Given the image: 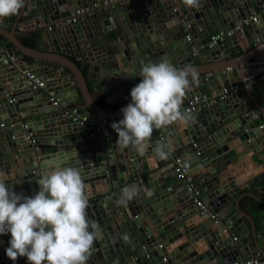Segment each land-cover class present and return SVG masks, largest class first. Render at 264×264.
<instances>
[{"label": "water", "instance_id": "1", "mask_svg": "<svg viewBox=\"0 0 264 264\" xmlns=\"http://www.w3.org/2000/svg\"><path fill=\"white\" fill-rule=\"evenodd\" d=\"M80 1L26 0L27 28L36 30L34 26L42 27L48 20L62 22L71 13L86 9L95 0H82L79 4ZM129 6L101 9L98 13L89 9L77 17L75 22L79 27L84 24L89 26L90 46L87 45V49L88 46L98 47L99 53L95 59L90 51L81 50L82 42L78 38L75 22L42 32L41 42L46 41L48 36L58 38L50 55L29 50L15 38L14 32L0 29V34L9 43V47L0 54V64L4 66L0 69L9 71L5 75L0 73V128L2 136L8 137L11 149H2L3 153H0V171L8 177L6 186L17 194L31 197L40 190L37 181L45 171L53 167L77 168L89 195L87 215L98 225L87 264H184L185 257L193 260L191 264L200 260L197 264H217L218 259L225 264H233L240 258L264 263V252L260 249L264 248V215L258 218V229L251 225L252 222L240 211L236 202L239 189L232 178L234 173L250 162L260 170L256 175L258 178L253 179L250 185L264 186V174H261L264 173V125L261 128L255 126L256 113L248 115L245 110L250 108L246 106L245 99L250 104L257 102L255 108L264 123L263 84L257 85L260 91L258 99L248 90L244 93L240 91L223 101L216 100L205 106V114L202 110L191 114L195 122L193 126L185 128L186 133L179 134L175 125H171L172 129L161 128L167 129L168 133L172 132L170 129L174 131L175 147L190 145L174 157L181 160L185 171L189 168L187 175L195 185L202 180L204 187H207V191L199 185L195 188L197 197L207 206L203 211L193 204L194 196L186 193L183 181L176 177L171 157L167 160L156 157L155 141L160 142L159 136L151 137L148 149L139 154L132 147H121L117 138L111 144L89 140L83 125L78 123L81 118L86 121L105 118L112 125L116 118L123 119L121 109L131 102V98L115 111H103L90 95L86 79L103 83V91L108 92H103L104 95L101 93L106 104L120 102L125 95L123 86L128 84L132 89L136 82H140V69L144 64L155 59L172 60L164 39V32L170 27H165L168 22L171 26L175 25L173 35H179L177 39L182 41L177 48L182 49L189 50L191 47L189 42L183 41L186 32L196 34L198 39H205L204 45L207 46L211 37L244 20L248 23L244 28L253 34L252 39L264 40V0H201L198 9L187 7L183 0H151ZM105 13L107 18L100 32L94 33V27L102 22ZM253 16L255 23L249 20ZM0 21L6 27L7 17ZM224 21L229 22L227 28ZM84 30L88 29L85 27ZM65 31L62 38L61 34ZM109 35L107 39L110 41L102 44V40L105 41ZM216 52L230 59L224 39L209 46L205 55L213 60ZM105 53L107 55L104 57ZM70 58L86 67L85 76ZM223 61L225 64H221L218 71L233 67L232 75H218L216 71L205 74L207 96L204 90L195 87L187 92V97H208L212 93L217 94L221 88H234L231 80L240 76L242 70L236 64L231 65L233 61ZM97 65L101 67V82L97 79L98 75H93ZM248 71L243 69L242 75L248 77ZM17 72L33 75L37 81L44 83V88H33ZM66 83L69 85H64ZM112 91L115 96L110 99L106 95ZM50 92L53 99L71 101V105H78V108L72 114L71 110L62 109L59 103L53 106L49 101ZM68 92L70 94H65ZM25 96L30 99L24 100ZM34 105L46 111L30 117V109ZM47 112L51 113L44 115ZM39 116L44 119L40 120ZM46 129L52 132L51 138L45 133ZM12 131H19L26 140L16 143ZM42 131L48 140H37V134ZM194 139H198V143H192ZM149 158L154 160L153 166L146 162ZM206 158L209 160L204 162ZM190 160L192 166L185 167V162ZM192 167L195 168L191 170ZM203 167L205 172L198 176L193 174ZM99 184L104 185V190L96 189ZM132 185L136 186L137 195L126 205L119 204L121 190ZM100 194L103 196L99 197ZM257 212L254 210V213ZM196 214L199 218L194 220ZM209 214L215 217L209 219ZM242 223L245 227L240 226ZM197 238L204 240L207 251L202 250L197 254L187 247ZM10 239V233L0 235V264H14L5 252ZM205 253L207 256H203ZM15 264H28L27 258L18 257Z\"/></svg>", "mask_w": 264, "mask_h": 264}, {"label": "clouds", "instance_id": "2", "mask_svg": "<svg viewBox=\"0 0 264 264\" xmlns=\"http://www.w3.org/2000/svg\"><path fill=\"white\" fill-rule=\"evenodd\" d=\"M198 9L201 0H183ZM24 0H0V18L18 14ZM141 82L130 91L131 102L121 109L123 119L111 127L117 143L143 154L153 131L176 125L186 128L194 121L181 107L190 86L199 75L190 66L177 68L166 60L144 64ZM175 151L173 141L161 142L155 155L167 160ZM185 167H189L185 162ZM7 175L0 171V235L10 233L6 256L14 262L26 257L28 264H87L98 225L87 215L89 195L80 171L74 167H53L37 181L40 190L31 197L6 186ZM137 195L135 185L121 190L119 204Z\"/></svg>", "mask_w": 264, "mask_h": 264}, {"label": "crops", "instance_id": "3", "mask_svg": "<svg viewBox=\"0 0 264 264\" xmlns=\"http://www.w3.org/2000/svg\"><path fill=\"white\" fill-rule=\"evenodd\" d=\"M147 1L149 2L151 0H147ZM70 2L74 3V0H70ZM82 2L83 1L81 0L79 2V4H81ZM96 2L98 3V1L95 0L94 2L89 4L88 7H87V10L90 9V6H92V4H94ZM130 4H132V3H129V2H126V3H114L113 5L110 4L107 7V9L111 10V9L129 8ZM90 10L92 12H94V13H98V11L99 12L101 11L100 8H97V10H94V9H90ZM102 10H106V9L102 8ZM26 11H27V9H26V0H24V7L20 10V12L18 14L14 15V16L7 17V25H6V27H3L0 24V29L4 30L6 32H14L15 38L19 42H20V39L25 35L26 32H28V33L29 32L30 33L39 32V40H38L37 47L34 48V49H30V48H28V49L32 50V51L39 52V53L44 54V55H50L49 53H52L50 50H53V45H55V43H58V38L49 37L48 36L46 38V41L41 42L40 35L42 34V32L44 30H46L47 27H50L51 30H52L54 28H58L59 29L62 26L70 25L69 23L66 22V20L69 19L70 17H72L73 13H71L70 16L67 19L63 20L62 22H60V21L52 22V21L48 20L47 24L43 25L42 27L34 26V28H37V29H36V31H33L32 30L33 27L32 28H30V27L27 28V24L25 23L28 20V18L26 16ZM106 18H107V13H105L104 16L102 17V22H99L97 24V26L94 27V30H93L94 33L100 32V28L103 26L104 21H106ZM0 20H1V18H0ZM16 23H18V24L16 25ZM224 23H225L224 24L225 28H227V26L229 25V22L227 23V21H224ZM239 23H241V22H239ZM239 23H237L236 26ZM74 24L76 25L75 26L76 30L79 33L78 34V38L82 42L81 50H83L84 52L90 51L93 59H95L94 57L97 56V52L99 53V51H98V47H96V46L89 47L90 46L89 43H88V40L90 38L89 37V26L87 24H84V25H81L79 27L77 22H75ZM167 26H170V27L167 30H165L164 39H165L166 44L168 46V48L166 49L167 52H168V56L172 58V60L168 59L169 62L172 65H174L175 67H177V68H183V67H186V66H190L193 69H195L196 72L199 75V83L198 84L193 83L190 86V90L188 92H190L191 90H193L196 87L197 90H204V93L206 94L205 96H207L208 93L206 91L207 83L205 82V74H210V73L216 71V74H218V75H221L222 73H224V74H226V75H228L230 77L232 75L231 70L233 69V67L232 68L231 67H229V68L227 67V68H225V70L223 72L222 71H218V70H220L221 64H225V63H223L224 62L223 60H226V62H229V63H232V61H233L234 63H232L231 65L236 64L238 69L242 70V73H243V69H246V70L249 69V71H248L249 72L248 73L249 76L248 77H246L245 75H242V73H241V75L238 76L235 80H231L230 79L235 84L234 89L236 90V93L240 92V91H242V93H244L246 90H248V92L252 96H254L255 99L259 98V92L260 91H259L257 85L259 83H261L264 86V64L262 65V60L264 59V40L259 39V38L252 39L253 38V34L250 33L249 30H246L244 28L245 26L241 29V31H237L236 26L227 28L226 30H222L221 32L224 33V34L227 33V32L231 33L229 37H223V39L225 40L226 45L228 47V51L230 52V59L229 58H224L223 54L219 55L218 52H216L214 57H213L214 59L212 60L209 55H205V51L212 44H209V45L206 46V45H204L205 44V39H198V38H196L197 37L196 34H194V33L190 34L189 32H186L187 35H189L191 37V40L189 42L191 47L189 48V50H188V48H185V49H182V47H180V48L178 47L177 48V46L180 45V42L182 40L179 41L177 39V37H179V35H177V34L173 35L174 34L173 29L175 30V28H174L175 25L171 26V23L168 22L165 25V27H167ZM85 27L88 30H84ZM1 33H3V32H1ZM65 33H66V31L63 34H61L62 38H64ZM200 34L201 33H199V36H200ZM110 36L111 35L107 36L105 38V41L102 40V44L108 43L110 40H108L107 38H109ZM232 38H234V41H231ZM3 40H5V42H7L6 39L4 38V36L2 34H0V54L2 53V51H4L5 48H7V47L2 48V44L4 43ZM183 41L187 42L185 39H183ZM114 44L117 45V43H115V42H114ZM87 45H89L88 48L90 50L87 49ZM78 48H80V43H78ZM30 53L34 54L33 52H30ZM106 55H107V53H105L104 57ZM152 62L153 63H158L160 61L159 60L156 61V59H155ZM95 63H96V61H94L93 64H95ZM93 66L94 65H92V67ZM1 67H4V66L1 65L0 68ZM7 72H9L8 69H0V73L2 75L4 73H7ZM99 73H102L101 72V67H99L97 65L95 72H93V75L94 76L98 75L97 79H98V81L101 82L102 77L99 76ZM17 74L18 75L20 74V75L24 76L23 75L24 72L23 73L17 72ZM6 75H8V74H6ZM15 75H16V72H15ZM10 79L11 80L15 79V77L14 78H10ZM136 80H138V77H136ZM8 81H10V80H8ZM140 82H141V80H140ZM140 82H136L135 84L137 85ZM224 82L227 83L228 80L227 81L224 80ZM64 85H69V84L66 83ZM86 85H87L89 93L93 97L94 102L96 103V105L98 107H100L101 109H103V111H106V112H112V111L117 110L120 106H122L124 103H126L131 98V96H130L131 86L128 85V84H125V87L123 86V91H124L125 95H124V97H121V101L117 102V103L106 104L105 103V98L103 96L104 93H105V91H103V83H97V81L88 78V79H86ZM221 89H226V87L221 88ZM221 89H219V91ZM58 92H61V91H58ZM101 93H103V95H101ZM107 93L108 92H106L105 94H107ZM58 94H60V93H58ZM65 94H70V92L65 93ZM65 94H61V96H64ZM55 96H58V95H55ZM106 96H108V98H110V97L114 98L115 94L112 91L109 95H106ZM209 96L210 95H208V97ZM208 97H205V98H208ZM241 97H243V96H241ZM36 98H38V97H36ZM28 99H30V98L25 96L24 100H28ZM188 99H190V96L187 97V93H186V97L184 99V102H186V100H188ZM34 100H37V99H34ZM69 100H71V99H69ZM67 102H60L58 100V103L62 107V109L71 110V109H77L78 108V105H71V101H69L70 103L68 102L69 104ZM258 102L261 105L263 104L262 101H258ZM245 103H246V106H248V105L250 106V108H248V109L245 108L246 114L253 115V114L256 113L257 118L253 121L254 125L255 126H263L264 123H263V120L261 119V115H260L259 112H257L258 110L255 108V105H257V102H255L253 104H250L249 101L247 99H245ZM37 106L34 105L30 109V113H31L30 117H36L39 114L38 112H40V111L45 112L46 111V109L40 108V107H37ZM205 106H207V105L199 104V106H198L199 110H202L204 114H205ZM50 113L47 112L44 115L48 116ZM42 116H39L40 120H41V118L44 117V116L43 117ZM44 118H46V116ZM119 120H120L119 118H116L115 122H117ZM40 122H41V124H47L46 122H43V121H40ZM107 122H109V121L107 120ZM194 122L190 123L189 126H193ZM170 127L171 126H168V128H170ZM175 128H176V130H177V132L179 134L186 133L185 128H180V127H178L176 125H175ZM47 129H49V128H47ZM47 129L45 131H47ZM171 129H172V127H171ZM171 129H170V131H172V132H170V133H168L167 129H162V130L161 129H157L156 131H153L152 137L153 136H155V137L159 136V139H160V142L159 141H155V146L157 145V143L163 142V143L167 144L169 140L172 139V141H173V139H175L173 137L174 131L171 130ZM1 130H2V128H0V137H1L0 138V144H2L3 148H1V145H0V153H3V150L11 151L8 137L2 136ZM157 132H158V134H157ZM45 133L47 134L48 137L51 138L52 132L50 130H48ZM45 133H44V131H42L41 133H38L37 134V138H38L37 140L42 141L44 139H47L44 136ZM11 135L14 136V140H15L16 143H23V141L26 140L25 138H23V135L19 134V131H12ZM116 138H118L117 135H114L113 139H111L108 142H105L104 144H111ZM192 143H198V139H194L192 141ZM174 145H175V143L173 141V146ZM189 146H190L189 144L183 145L182 148H180L178 146H176V147L174 146L175 151L172 152V154L170 156L171 160L175 159L174 156L176 154L184 151L185 149L187 150L189 148ZM43 148H45V146H43ZM17 157L18 156H16V158ZM208 160H209V158H206L204 160V162L208 161ZM146 162L148 163V165H151V166L154 165V160H152V158L147 159ZM190 163H191V160L188 162V164L191 165ZM7 165L8 164L5 163L6 168H8ZM200 166H201V163L199 164V167ZM195 167H192L191 170L193 168H195ZM204 168L205 167L197 169L196 171L193 172V174H195L197 176L200 175L201 173L205 172ZM257 168L258 167H256L252 163L248 162L246 164V167H244L243 169H241L237 173H234L232 175V178H233V181H234L235 185H237L236 187L239 189V196L236 199V202L238 201V205H239L240 211L247 218H249V220L252 222L251 225L258 229V227L260 226V222L258 221V218H260L261 216L264 215V186L262 184H257L256 186L255 185H250V182L253 179L258 178L256 175L260 173V170L258 171ZM188 171H189V168L186 171V173ZM261 174H264V173H261ZM196 185L204 187V184H203L202 180L198 181ZM196 185H195V188H196ZM97 188H98V191L99 190H104V185H101V184L96 185V189ZM204 189L207 191V187H204ZM102 196H103V194H100L99 197H102ZM196 199L198 201H200L202 204H204L201 201V199H199L197 197V195H196ZM256 200H258V201L261 200L263 203L257 202ZM204 205L206 206V204H204ZM254 210H257L258 212L254 213ZM249 211H251V213ZM201 214H203V213H201ZM210 215L215 217V215L209 214L208 215L209 219H211ZM194 216H195L194 220H197L199 218L197 214L194 215ZM188 221H190V220H188ZM186 223H188V222H186ZM240 226L241 227H245L244 223H242ZM247 236L249 238V233L247 234ZM187 247L192 249V252H195L197 254L203 252L204 250L207 251V247L205 245V242L201 238H197L196 240H193L190 243V245H188ZM260 249L264 252V248L263 247H260ZM204 255L207 256L206 253L203 254V256ZM190 260H188L187 257H185L184 258V262H185L184 264H191L190 262H193V260L192 259H190ZM146 262H148V261H146ZM199 262H197V263H199ZM197 263H195V264H197ZM234 263H237V264H248V263H250V264H258L255 261H253V262L252 261H246V259H243V258L238 259ZM207 264H212V263H207ZM217 264H225V263H223L220 259H218L217 260ZM262 264H264V263H262Z\"/></svg>", "mask_w": 264, "mask_h": 264}, {"label": "built area", "instance_id": "4", "mask_svg": "<svg viewBox=\"0 0 264 264\" xmlns=\"http://www.w3.org/2000/svg\"><path fill=\"white\" fill-rule=\"evenodd\" d=\"M147 0H101L98 3H94L92 4V6H90V9H94L97 10V8H105L107 9V7L110 4H114V3H146ZM102 7V8H101ZM89 10V9H88ZM85 11H87L86 9H82V10H78L76 12L73 13V16L70 17L69 19L66 20L67 23L72 24L76 21L77 17L82 15ZM250 22L251 23H255V17H250ZM247 20L242 21L241 23H239L236 26L237 31H241V29L246 26ZM48 31L51 30L50 27L46 28ZM230 32L227 33H218L216 35H214L213 37L210 38V44H213L215 41L217 40H221L223 39V37H229L230 36ZM184 39L187 42H190L191 37L189 35H185ZM24 77L27 80V82L29 83L30 86H32L33 88H37V89H43L44 88V83L43 82H39L37 81L35 78H33V75H30L27 72H24ZM236 94V90L234 88H229V89H221L220 91H218L217 94L212 93L208 98L205 97H192L188 100H186L185 103L182 104L181 107V111L182 112H188L190 114L196 113L199 108V104H205L207 106L211 105L213 102L217 101H223L224 99H226L228 96L234 95ZM49 96V101L51 102V104L53 106H56L58 104V100L57 99H53V95L52 93H48ZM74 109H71V113H74ZM78 123L82 124L84 127V131L87 135V138L89 140H93V141H97V142H108L111 139H113L114 135H117L111 125L109 124V122H107V120L105 118H98L97 120H88L86 121L84 118H81L78 120ZM262 126H259L258 128H261ZM172 165H173V170L174 173L176 174V177L179 180H182L184 183V189L186 191V193L188 194H192L194 196L193 199V204L200 208L202 211L205 210L207 207L202 204L200 201H198L196 199V191H195V185L194 182L192 180L191 177H189L186 173V171L183 168V164L181 162L180 159L175 158L172 160ZM211 218L214 216H210ZM144 257L146 258L147 256L144 255ZM233 264H237V263H233ZM250 264V263H248Z\"/></svg>", "mask_w": 264, "mask_h": 264}, {"label": "trees", "instance_id": "5", "mask_svg": "<svg viewBox=\"0 0 264 264\" xmlns=\"http://www.w3.org/2000/svg\"><path fill=\"white\" fill-rule=\"evenodd\" d=\"M33 31H36V30H33ZM38 40H39V32H32V33L26 32L25 35L20 39V42L24 47L26 46V48L34 49L37 47ZM3 42L4 43L2 44V48L9 46V44L5 42V40H3ZM70 60L78 64L82 74L85 76L86 67L79 65V63L73 58H70Z\"/></svg>", "mask_w": 264, "mask_h": 264}]
</instances>
